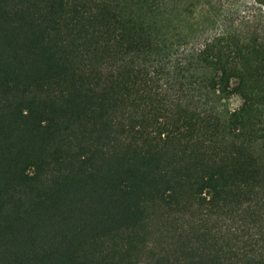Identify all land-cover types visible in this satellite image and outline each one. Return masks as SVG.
Wrapping results in <instances>:
<instances>
[{"label":"trees","instance_id":"trees-1","mask_svg":"<svg viewBox=\"0 0 264 264\" xmlns=\"http://www.w3.org/2000/svg\"><path fill=\"white\" fill-rule=\"evenodd\" d=\"M212 1L0 0V264H264V26L187 49Z\"/></svg>","mask_w":264,"mask_h":264},{"label":"rangeland","instance_id":"rangeland-1","mask_svg":"<svg viewBox=\"0 0 264 264\" xmlns=\"http://www.w3.org/2000/svg\"><path fill=\"white\" fill-rule=\"evenodd\" d=\"M196 37L187 44V49L197 47L213 34L222 31H232L236 27H243L245 20L250 18L264 26V8L255 0H213L210 4L199 7L196 12ZM255 21L251 24H255ZM187 26V25H186ZM238 96L224 97L213 94L209 101L221 117L226 118L233 109L240 105Z\"/></svg>","mask_w":264,"mask_h":264}]
</instances>
